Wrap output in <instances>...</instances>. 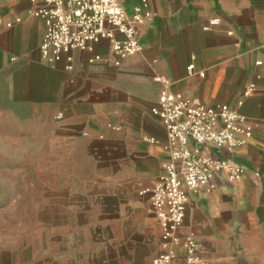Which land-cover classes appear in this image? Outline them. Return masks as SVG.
Returning a JSON list of instances; mask_svg holds the SVG:
<instances>
[{
    "label": "crops",
    "instance_id": "obj_1",
    "mask_svg": "<svg viewBox=\"0 0 264 264\" xmlns=\"http://www.w3.org/2000/svg\"><path fill=\"white\" fill-rule=\"evenodd\" d=\"M120 1L129 15L141 6ZM37 7L0 0V159L48 168L49 264H153L162 231L145 191L164 172L168 141L151 107L167 80L174 93L263 122L264 0H149L142 50L119 66L108 39L47 63ZM210 152L246 171L190 193L173 264H186L188 238L206 264H264V125L241 149Z\"/></svg>",
    "mask_w": 264,
    "mask_h": 264
},
{
    "label": "built area",
    "instance_id": "obj_2",
    "mask_svg": "<svg viewBox=\"0 0 264 264\" xmlns=\"http://www.w3.org/2000/svg\"><path fill=\"white\" fill-rule=\"evenodd\" d=\"M35 16H42L45 32L41 45L43 59L57 63L72 51H88L93 45L108 39L120 61L141 52L138 27L152 17L149 0L129 15L120 0H36ZM18 22L21 19H17ZM2 23V19H0ZM211 25L219 23L214 19ZM11 28L12 23H7ZM122 37L123 40L118 38ZM261 64V62H258ZM195 73L194 65L188 67ZM201 77L205 73H199ZM164 88L158 104L151 112L161 117L167 129L168 159L164 172L151 190L150 203L161 228L163 251L153 264H173L177 233L183 225L190 193L211 191L213 179L225 175L230 182L241 179L246 168L239 163L212 154L213 149L233 153L244 147L253 137L257 125L251 123L233 107L205 106L182 93H174L170 83L163 80ZM259 176V174H256ZM186 250V264H206L198 255L191 239L182 242Z\"/></svg>",
    "mask_w": 264,
    "mask_h": 264
},
{
    "label": "rangeland",
    "instance_id": "obj_3",
    "mask_svg": "<svg viewBox=\"0 0 264 264\" xmlns=\"http://www.w3.org/2000/svg\"><path fill=\"white\" fill-rule=\"evenodd\" d=\"M49 175L43 162L21 168L0 159V264H49L52 217L44 208Z\"/></svg>",
    "mask_w": 264,
    "mask_h": 264
}]
</instances>
